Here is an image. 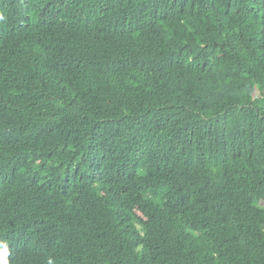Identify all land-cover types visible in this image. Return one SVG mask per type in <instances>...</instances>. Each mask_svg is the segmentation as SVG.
Returning <instances> with one entry per match:
<instances>
[{"label":"trees","instance_id":"16d2710c","mask_svg":"<svg viewBox=\"0 0 264 264\" xmlns=\"http://www.w3.org/2000/svg\"><path fill=\"white\" fill-rule=\"evenodd\" d=\"M0 258L264 264V0H0Z\"/></svg>","mask_w":264,"mask_h":264},{"label":"clouds","instance_id":"9594fccd","mask_svg":"<svg viewBox=\"0 0 264 264\" xmlns=\"http://www.w3.org/2000/svg\"><path fill=\"white\" fill-rule=\"evenodd\" d=\"M4 255L6 256V253ZM0 264H7V260L0 258Z\"/></svg>","mask_w":264,"mask_h":264}]
</instances>
